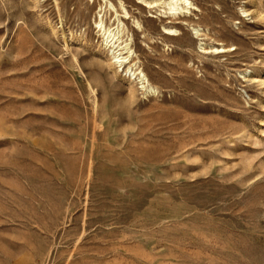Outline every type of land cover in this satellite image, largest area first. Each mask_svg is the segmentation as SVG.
Returning <instances> with one entry per match:
<instances>
[{"label": "rangeland", "instance_id": "obj_1", "mask_svg": "<svg viewBox=\"0 0 264 264\" xmlns=\"http://www.w3.org/2000/svg\"><path fill=\"white\" fill-rule=\"evenodd\" d=\"M189 1L125 3L146 96L102 0H0V264H264V0Z\"/></svg>", "mask_w": 264, "mask_h": 264}, {"label": "bare ground", "instance_id": "obj_2", "mask_svg": "<svg viewBox=\"0 0 264 264\" xmlns=\"http://www.w3.org/2000/svg\"><path fill=\"white\" fill-rule=\"evenodd\" d=\"M102 1L105 5L104 10L108 7L109 10L114 12L116 26L113 29L106 28L104 25L103 16H99V20L94 24L95 28L98 29V32L105 41V47L110 50V55L114 61V64L118 65L119 68H125V75H127L130 80L139 84L141 90L146 96L155 95L157 93L156 89L150 84L149 79L138 66V62L134 61L135 52L132 49L131 38L122 41L124 24L121 19L129 18V13L125 9V3L130 0H118V5L122 11V15L118 14L115 6L110 0ZM136 4L141 10L146 8L150 12L153 9H157L156 11L158 12V16L174 18L178 21H181V17H184L186 14L189 15L192 10H195L193 7L194 5H192L189 0H136ZM242 11L245 13L244 10ZM164 30L169 36H173L171 34L177 32V30L172 27L167 29L164 28ZM192 32L194 35H198L200 30L199 28L195 27L192 28ZM199 49L213 52L216 55L227 52V49L224 47H203V44L199 45Z\"/></svg>", "mask_w": 264, "mask_h": 264}]
</instances>
